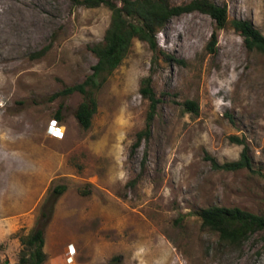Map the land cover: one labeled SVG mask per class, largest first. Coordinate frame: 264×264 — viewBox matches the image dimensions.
I'll return each instance as SVG.
<instances>
[{
    "label": "rangeland",
    "instance_id": "obj_1",
    "mask_svg": "<svg viewBox=\"0 0 264 264\" xmlns=\"http://www.w3.org/2000/svg\"><path fill=\"white\" fill-rule=\"evenodd\" d=\"M212 1L264 34V0ZM109 19L103 5L0 0V264L16 263L19 236L37 228L42 264H264V232L231 246L199 216L210 205L264 214V54L229 25L210 51L209 15L174 16L156 34L157 52L133 41L83 129L75 116L83 95L55 93L91 73V46ZM146 75L159 103L150 137L131 150L145 123ZM186 99L197 114L183 109ZM244 147L251 169L208 159L235 160Z\"/></svg>",
    "mask_w": 264,
    "mask_h": 264
},
{
    "label": "trees",
    "instance_id": "obj_2",
    "mask_svg": "<svg viewBox=\"0 0 264 264\" xmlns=\"http://www.w3.org/2000/svg\"><path fill=\"white\" fill-rule=\"evenodd\" d=\"M85 7L103 5L110 11L109 23L100 41L91 46L96 57L91 73L78 83L68 86L57 93L68 94L78 91L83 100L75 110L79 125L87 129L91 125L92 116L97 110V91L103 86L108 76L122 63L129 53L134 40L145 43L153 52H157L158 44L156 34L165 23L174 16L191 11H198L209 15L214 21L215 28L211 32L207 48L215 49L217 30L231 26L243 39L248 51H257L264 54V34L247 19L232 18L227 15L226 5H219L212 0H189L180 4H173L170 0H72ZM167 62L184 63L179 59L159 51ZM139 93L147 100L145 123L142 129L135 133L131 150L139 147L143 140L151 134L152 123L157 112L159 99L156 96L151 76L146 75L140 79ZM183 109L194 114L198 113V103L186 99L182 102ZM59 118V115L56 116ZM212 166L228 171L242 168L251 169V158L246 147L239 158L218 163L214 158L208 157ZM264 177V173L262 174ZM64 185L54 187V194H61ZM85 191H83L84 193ZM264 198V196H263ZM201 224L217 233L219 241L231 246L240 247L251 235L264 232V214L242 209L238 206L210 205L199 211ZM21 249L19 258L14 264H42L46 258L43 250V230L37 228L26 235H20Z\"/></svg>",
    "mask_w": 264,
    "mask_h": 264
},
{
    "label": "built area",
    "instance_id": "obj_3",
    "mask_svg": "<svg viewBox=\"0 0 264 264\" xmlns=\"http://www.w3.org/2000/svg\"><path fill=\"white\" fill-rule=\"evenodd\" d=\"M50 125H51V134L54 137H60L61 136L60 127L57 125V121L53 119ZM69 252H70V254H72L73 250L72 251L70 250Z\"/></svg>",
    "mask_w": 264,
    "mask_h": 264
},
{
    "label": "snow or ice",
    "instance_id": "obj_4",
    "mask_svg": "<svg viewBox=\"0 0 264 264\" xmlns=\"http://www.w3.org/2000/svg\"><path fill=\"white\" fill-rule=\"evenodd\" d=\"M58 134V133H57Z\"/></svg>",
    "mask_w": 264,
    "mask_h": 264
}]
</instances>
